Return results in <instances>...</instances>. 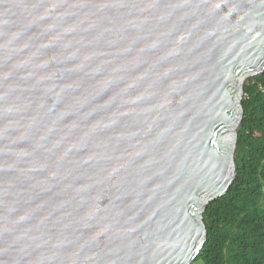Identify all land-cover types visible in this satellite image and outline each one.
Masks as SVG:
<instances>
[{"label":"water","instance_id":"95a60500","mask_svg":"<svg viewBox=\"0 0 264 264\" xmlns=\"http://www.w3.org/2000/svg\"><path fill=\"white\" fill-rule=\"evenodd\" d=\"M264 0H0V264H192L237 178Z\"/></svg>","mask_w":264,"mask_h":264},{"label":"trees","instance_id":"16d2710c","mask_svg":"<svg viewBox=\"0 0 264 264\" xmlns=\"http://www.w3.org/2000/svg\"><path fill=\"white\" fill-rule=\"evenodd\" d=\"M244 90L238 175L205 212L207 240L195 260L201 264H264V73Z\"/></svg>","mask_w":264,"mask_h":264},{"label":"rangeland","instance_id":"374dc122","mask_svg":"<svg viewBox=\"0 0 264 264\" xmlns=\"http://www.w3.org/2000/svg\"><path fill=\"white\" fill-rule=\"evenodd\" d=\"M192 264H201L200 262H193Z\"/></svg>","mask_w":264,"mask_h":264}]
</instances>
